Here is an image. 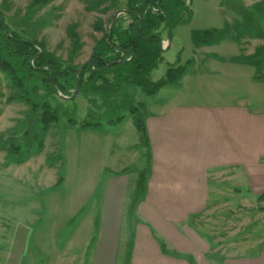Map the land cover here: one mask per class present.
I'll return each mask as SVG.
<instances>
[{"label": "rangeland", "instance_id": "374dc122", "mask_svg": "<svg viewBox=\"0 0 264 264\" xmlns=\"http://www.w3.org/2000/svg\"><path fill=\"white\" fill-rule=\"evenodd\" d=\"M33 1L0 0V14L10 29L40 43L64 64L81 66L128 0H47L45 4L43 0L32 6ZM93 3L96 9H91ZM258 3L263 4L254 8ZM110 5L113 8L103 12ZM242 10L250 19L256 18L252 24L256 29L250 31V20L244 21L238 30L242 37L231 40L228 35H237L234 22L241 24ZM263 17L264 0H185L169 14V31L161 32L167 44H161L165 50L149 79L159 80L172 64L185 65V77L152 96L122 85L115 92L114 88L106 90L110 96L106 103L83 94L71 100L57 97L60 110L54 114L56 100L50 97L52 108L44 114L43 99L33 112L7 74L0 72V251L21 224L28 229L26 247L33 264L49 261L47 254L39 255L36 240L55 242L56 264H83L86 244L94 236L102 169L128 165L127 172L135 181L145 168V151L132 111L143 119L162 103H241L264 112V54L259 66L245 61L264 46V38L257 35L264 34ZM123 21L127 26L129 19ZM206 29L224 32L225 37L195 50L192 32ZM106 76L111 81V74ZM42 93L40 89L39 96ZM59 177L62 183L55 187ZM249 190L235 172L209 177L206 208L193 220L200 235L197 253L208 264H219L227 257H253L264 248V203H258ZM124 219L129 222L126 210ZM120 234L115 264H128L131 239L125 251L126 235L130 236L126 221ZM18 240L23 242L19 236ZM27 253L22 264H29Z\"/></svg>", "mask_w": 264, "mask_h": 264}, {"label": "crops", "instance_id": "0c3cea01", "mask_svg": "<svg viewBox=\"0 0 264 264\" xmlns=\"http://www.w3.org/2000/svg\"><path fill=\"white\" fill-rule=\"evenodd\" d=\"M162 42L167 44L165 39ZM144 116L150 155L144 199L128 222L124 219L126 202L136 179L131 181L128 165L102 169L103 189L95 202L94 236L86 244L83 264L116 263L123 221L130 232L125 241V251L131 241L128 264H189L185 256L192 264H208L197 253L200 235L192 217L206 208L209 177L217 172H235L255 198L264 193V112L249 110L241 103H162ZM27 232L17 224L11 242L2 244L0 264H22ZM54 243L35 241L39 255L43 252L49 256L48 264H56ZM160 243L166 253H162ZM219 264H264V248L256 256L222 258Z\"/></svg>", "mask_w": 264, "mask_h": 264}, {"label": "trees", "instance_id": "16d2710c", "mask_svg": "<svg viewBox=\"0 0 264 264\" xmlns=\"http://www.w3.org/2000/svg\"><path fill=\"white\" fill-rule=\"evenodd\" d=\"M46 1L34 0L31 5L34 6L39 2L45 4ZM106 1L103 0L102 3ZM184 2L185 0H128L123 10L124 13L112 18L109 30L103 32L95 42L89 57L93 61L92 67H89L88 61L81 65L84 67L77 74L78 94H83L86 97L97 96L106 103V99L108 100L110 97L106 90L110 88H114L113 92H115L122 85H131L140 89L143 94L152 96L165 86L177 84L185 74V65H169L164 76L155 82L151 81L149 76L160 62L161 44L164 40L161 37V32L169 31L171 25L169 14ZM262 4L258 3L254 8H260ZM109 7L113 8L112 5L107 6L103 12L109 10ZM96 8L97 5L93 3L91 9ZM261 10L263 11V9ZM249 16L244 10L241 11V24L234 22L237 35L234 37L228 35V38L238 40L242 37L238 30L244 21L247 23L250 20V31L256 29L255 25L252 26L256 22V18L250 19ZM125 17L129 19L127 26H124ZM6 27L8 32H6ZM257 35L264 38L263 33ZM224 37V32L215 29L193 31L191 34L195 48L217 44ZM40 49L42 50L41 54H39ZM263 52L264 46L258 48L253 55L246 57L245 61L253 66H259L263 63L261 60ZM81 66L64 64L59 58L46 52L40 43L26 39L10 29L3 15L0 14V72L7 74L12 85L17 87L21 96L25 97V101L30 103L33 112L39 106V99H43L40 107L44 110L43 113L47 114L52 108L47 101L50 97L56 100L53 114L56 110H60V99L57 98L55 89L62 97L72 96L76 87L75 73ZM107 74H111V81L106 76ZM40 89L43 91L41 96L38 94ZM132 114L139 141L146 149V163L145 168L138 173L129 197L126 208L129 220L134 217L138 204L144 199L150 167L148 138L143 121L134 116L133 111ZM49 118L52 121L54 116ZM8 148L10 151L16 149L15 147ZM61 183L62 178L59 177L55 187ZM256 201L264 203V193L257 195ZM196 217H192V221ZM159 246L162 253H166L163 244L160 243ZM183 258L192 264L189 257Z\"/></svg>", "mask_w": 264, "mask_h": 264}, {"label": "water", "instance_id": "95a60500", "mask_svg": "<svg viewBox=\"0 0 264 264\" xmlns=\"http://www.w3.org/2000/svg\"><path fill=\"white\" fill-rule=\"evenodd\" d=\"M123 13H124L123 10H121V11L118 12V14H123ZM6 32H8V28H7V27H6ZM41 53H42V50L40 49L39 54H41ZM88 64H89V67L91 68L92 65H93V61H92L91 59H89V60H88ZM83 67H84V66L79 67L78 70H77L76 73H75L76 87H75V91L73 92L72 96H70V97H62V96L58 93V91L55 89V94H56L58 97H60L62 100H71V99H73V98L78 94V91H79V81H78V79H77V74L79 73V71H80Z\"/></svg>", "mask_w": 264, "mask_h": 264}]
</instances>
